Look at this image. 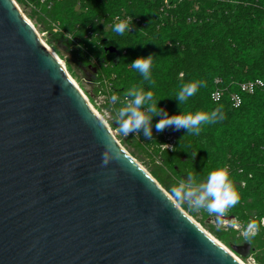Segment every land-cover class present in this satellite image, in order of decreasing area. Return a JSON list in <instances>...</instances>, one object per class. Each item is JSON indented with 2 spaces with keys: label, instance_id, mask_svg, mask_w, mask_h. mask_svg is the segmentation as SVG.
<instances>
[{
  "label": "water",
  "instance_id": "95a60500",
  "mask_svg": "<svg viewBox=\"0 0 264 264\" xmlns=\"http://www.w3.org/2000/svg\"><path fill=\"white\" fill-rule=\"evenodd\" d=\"M105 145L118 159L102 166ZM0 264H240L121 147L14 0H0Z\"/></svg>",
  "mask_w": 264,
  "mask_h": 264
},
{
  "label": "trees",
  "instance_id": "16d2710c",
  "mask_svg": "<svg viewBox=\"0 0 264 264\" xmlns=\"http://www.w3.org/2000/svg\"><path fill=\"white\" fill-rule=\"evenodd\" d=\"M47 1L46 7L53 3L47 12L50 18L70 32L84 34L96 19L123 11L145 22L146 35L111 31L102 41L103 61L109 63L120 90L124 93L141 84L147 90V82L130 63L153 55L151 91L168 116L219 110L223 119L202 124L198 136L176 130L178 141L171 155L201 182L227 166L239 199L250 200L235 208V214L264 220V88L249 95L239 86L264 83V0H201L198 13L188 0H171V5L181 3L164 13L156 0ZM78 33L76 39L83 40ZM109 47L116 48L118 55L106 52ZM201 80L206 87L179 105L175 96L181 85ZM215 90L223 94L218 103L211 99ZM233 94L241 98L238 108L231 102ZM154 118L156 123L163 117Z\"/></svg>",
  "mask_w": 264,
  "mask_h": 264
},
{
  "label": "rangeland",
  "instance_id": "374dc122",
  "mask_svg": "<svg viewBox=\"0 0 264 264\" xmlns=\"http://www.w3.org/2000/svg\"><path fill=\"white\" fill-rule=\"evenodd\" d=\"M14 1L24 17L32 23L42 42L64 63L68 76L74 80L93 108L108 124L121 147L174 199L171 188L179 179L187 180V174L190 173L171 155L176 150L178 141L176 130L173 127H167L163 133H157L153 117L151 139L145 138L142 130L138 134L130 133L128 137L120 135L113 119V109L120 107L123 99L130 101L131 98L123 96V92L116 83L114 72L109 68V63L103 61V53H92L88 45H84L83 40L80 41L72 36L76 31L70 32L58 22L53 21L47 13L52 7L50 9L46 7L47 3L43 0ZM156 2L159 5V1L156 0ZM188 2L192 4L191 7L195 13L200 12L201 0H188ZM179 3L181 2L172 4L168 11L176 9ZM44 7H46L45 10ZM77 9L79 10L80 6ZM78 35L82 36V33ZM112 94H116L119 98L116 105H111L109 102ZM249 202L250 200L244 202L239 199V203L228 209L218 221L214 215H209L203 209L195 212L186 204L176 201L180 208L206 233L218 240L245 264H264L263 220L246 214L239 217L234 211L235 208H243ZM244 246H250L249 257H242L233 250L235 247Z\"/></svg>",
  "mask_w": 264,
  "mask_h": 264
},
{
  "label": "clouds",
  "instance_id": "9594fccd",
  "mask_svg": "<svg viewBox=\"0 0 264 264\" xmlns=\"http://www.w3.org/2000/svg\"><path fill=\"white\" fill-rule=\"evenodd\" d=\"M131 25L132 18L128 17L115 24L113 32L116 35H123L126 31L130 32ZM153 59L154 56L149 55L139 57L130 63L131 69L140 74L143 81L147 82L148 87L146 90L144 84H141L128 88L123 96L132 99L130 101L123 99L121 106L113 109V119L120 135L128 137L130 133L138 134L142 130L144 137L151 139L152 119L162 116L163 118L154 125L157 133H163L165 128L173 127L177 131L185 129L188 135L198 136L202 124H211L223 119L219 110L210 113L197 111L195 114L180 111L178 115L168 116L167 112L159 108V101L155 100L153 91H151ZM201 87H206V82L201 80L185 83L176 93L175 100L179 105L186 103ZM118 99L116 94H112L109 102L111 105H116ZM114 159H118V156L112 153L110 146L105 145L102 166H107ZM171 194L177 202L186 204L195 212L203 209L209 215H214L218 221L228 209L239 203V196L229 179L227 166L210 172L204 182L189 173L187 180L181 178L177 181L176 185L171 188Z\"/></svg>",
  "mask_w": 264,
  "mask_h": 264
},
{
  "label": "built area",
  "instance_id": "2783aa9c",
  "mask_svg": "<svg viewBox=\"0 0 264 264\" xmlns=\"http://www.w3.org/2000/svg\"><path fill=\"white\" fill-rule=\"evenodd\" d=\"M159 6H160V12L164 13L165 11H168V9L171 7L170 0H158ZM44 3H48L47 0H43ZM49 9L50 7H53V3H49L47 6ZM128 17L132 18V25L130 32L126 31L129 35H136V34H143L146 35L147 33V25L145 22L135 16H131L127 14L126 12H121L120 14L113 16V17H104V18H98L94 21L93 25L89 26L84 34H82L83 41L85 44L88 45L89 49H91L92 53H101L104 51V45L102 43L103 40L106 39L107 35L113 31V26L117 23H119L121 20H124ZM78 30V29H77ZM76 33L72 34L73 37L76 38ZM97 63V61H96ZM240 91L245 94L253 95L255 94L257 89H263L264 83L262 81H255V82H248L240 84ZM222 92L220 90H215L211 96V99L214 103H218L222 99ZM231 102L233 103V106L235 108L240 107L241 105V98L238 94L231 95ZM264 223V220H263Z\"/></svg>",
  "mask_w": 264,
  "mask_h": 264
},
{
  "label": "bare ground",
  "instance_id": "6f19581e",
  "mask_svg": "<svg viewBox=\"0 0 264 264\" xmlns=\"http://www.w3.org/2000/svg\"><path fill=\"white\" fill-rule=\"evenodd\" d=\"M19 8V7H18ZM31 23V22H30ZM32 24V23H31ZM33 26V25H32ZM34 27V26H33ZM35 29V28H34ZM36 31V29H35ZM36 33L38 34V32L36 31ZM38 36L40 37V35L38 34ZM41 39V37H40ZM42 40V39H41ZM43 44L48 48V50L57 58V60L60 62V64L64 67V63L60 60V58L58 57V55L56 53H54L44 42ZM66 70V69H65ZM72 82L74 83V85L79 89V91L82 93V95L84 96L82 90L78 87V85L74 82V80L71 78ZM84 98L86 99V101L89 104V107L91 108V110L103 121V123L108 127V124L104 121V119L100 116V114L93 108V106L90 104V101L86 98V96H84ZM110 130V129H109ZM111 131V130H110ZM112 133V131H111ZM114 136V134H112ZM208 234V233H207ZM209 235V234H208ZM210 236V235H209ZM212 237V236H211ZM213 238V237H212ZM217 243H219L222 247H224L229 253H231L234 258L240 263V264H245L239 257H237L235 254H233L231 251H229L224 245H222L218 240H216L215 238H213Z\"/></svg>",
  "mask_w": 264,
  "mask_h": 264
}]
</instances>
